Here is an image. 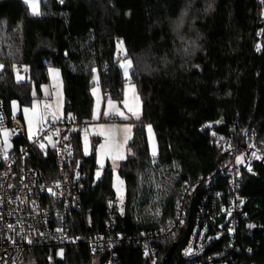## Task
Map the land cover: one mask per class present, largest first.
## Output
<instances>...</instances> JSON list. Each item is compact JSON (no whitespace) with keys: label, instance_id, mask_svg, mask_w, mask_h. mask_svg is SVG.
Masks as SVG:
<instances>
[{"label":"trees","instance_id":"1","mask_svg":"<svg viewBox=\"0 0 264 264\" xmlns=\"http://www.w3.org/2000/svg\"><path fill=\"white\" fill-rule=\"evenodd\" d=\"M39 3L42 15L34 16L22 0H0V98L7 108L13 101L19 105L23 121L22 109L41 99L48 69L59 70L63 114L79 125L73 147L86 180L82 210L71 218L73 235L88 238L103 232L106 204L115 196L110 168L95 180V156L82 151V127L93 116L94 75L109 99L121 101L129 83L141 100L140 117L126 147L129 155L117 170L125 213L116 227L129 239L168 227L182 183L205 177L225 163L223 151L210 143L211 131L242 136L249 128L264 148V0ZM182 12L187 14L177 28ZM125 60L132 61L127 79L120 67ZM14 64L29 68L19 83ZM149 126L155 155L149 149ZM47 156L34 150L29 164L47 174L54 169L53 154ZM257 169L256 177L244 175L240 182L246 204L236 233L238 250L228 251L226 264H264V164ZM201 196L198 190L189 197L183 223L155 245L159 264L188 263L181 250ZM249 225L253 227L246 230ZM226 243L224 237L214 241L204 256ZM133 244L118 247L119 264L143 263L141 247ZM99 259L80 243L64 248L59 258L53 248L30 251L24 264H98Z\"/></svg>","mask_w":264,"mask_h":264},{"label":"built area","instance_id":"2","mask_svg":"<svg viewBox=\"0 0 264 264\" xmlns=\"http://www.w3.org/2000/svg\"><path fill=\"white\" fill-rule=\"evenodd\" d=\"M117 56L119 61L124 60L121 51ZM16 67L19 75L29 72L28 67L27 72L20 64ZM50 91L54 94L57 89L52 87ZM104 95L106 99L110 97L108 93ZM20 115L19 105L14 112L12 104L7 108L0 98V264H24L30 251L53 248L57 255L80 243L100 258L99 264H119L117 249L130 242L141 247L142 264H159L155 245L170 238L174 228L183 223L186 203L198 190L202 196L181 257L188 261L186 264H226L228 251L238 250L236 233L246 204L240 182L244 175H258L257 166L264 156V148L253 131L242 136L210 132V143L223 151L226 161L207 176L182 183L174 221L164 230L129 239L116 227L124 217V198L113 196L106 204L104 231L87 238L73 235L70 230L72 216L82 210V193L86 189L85 175L73 147L77 121L65 115L53 119L46 110L30 139ZM3 131L8 133L7 147ZM34 150H42L46 157L53 154L52 171L44 174L29 164ZM253 152L260 158L253 157ZM221 237L227 239L221 250L204 256L210 244ZM187 249H191L190 255H185Z\"/></svg>","mask_w":264,"mask_h":264},{"label":"rangeland","instance_id":"3","mask_svg":"<svg viewBox=\"0 0 264 264\" xmlns=\"http://www.w3.org/2000/svg\"><path fill=\"white\" fill-rule=\"evenodd\" d=\"M22 1L25 3V0ZM36 3L39 7L40 4L39 0H36ZM122 70L124 75V69ZM47 73H48V81L40 88L41 99L35 100L30 107H24L22 109V119L28 137H29L28 120L25 117L24 109L27 108L29 110V116H31L32 114L34 105H35V111L39 116H43L46 110L49 111L51 114H55L56 117H60L64 115L63 114L64 96H63V87H62L60 72L58 69L50 68L48 69ZM132 86L134 85L129 83H127L124 86L121 101H117L109 98L106 99L105 95L101 92L99 86L97 85V81L95 79L91 93L94 101L93 113L95 111L96 116L95 118L92 116L91 122L82 130V134H81V145H82L83 154L85 156L94 154L95 156L96 169L94 171V179L98 180L102 176L105 168L108 166L111 171L112 189L114 191L115 197L118 198H124V185L117 173V170L119 164L129 155V152L127 151L126 147L130 142V140L132 139L135 121L140 117V111H141V100L139 98L135 86H134V91L129 90L127 92V97L125 96L126 88L131 89ZM52 87H55L57 89V92L54 94L50 92V89ZM93 90H95V95L93 94ZM137 97L139 98L138 110H137ZM109 100H111L112 103L115 105V110L109 109L108 106ZM126 100L127 103H125ZM106 112L108 113L107 115H105ZM36 128H37V123H34L32 129V137L35 134ZM126 128L130 130L127 133L125 132ZM146 132H147L150 153L153 155V151H155L156 154V145L151 128L149 130V127H146ZM126 136L128 137V139L125 142ZM85 140H87V154H85ZM110 142L121 145L120 153L123 155L124 157L123 159H113L112 154L107 150V146L109 145ZM102 145L105 147L102 148L101 147ZM98 158H99V163L97 162ZM98 171L100 173L99 178L97 177Z\"/></svg>","mask_w":264,"mask_h":264},{"label":"snow or ice","instance_id":"4","mask_svg":"<svg viewBox=\"0 0 264 264\" xmlns=\"http://www.w3.org/2000/svg\"><path fill=\"white\" fill-rule=\"evenodd\" d=\"M61 2H63V0H61ZM25 3L26 4H28L29 5V7H30V9H31V14L32 15H34V16H39V15H42V13L39 11V7H38V5H37V3H36V0H25ZM186 12H182L181 13V16L177 19V21H176V27L177 28H179L182 24H183V21H184V17L186 16ZM117 47H118V49H122V47H123V42L122 41H118V44H117ZM3 65L2 64H0V70H2L3 69ZM120 67L122 68V69H124V76H125V78L127 79V77H128V70L132 67V61H130V60H125L123 63H121V65H120ZM24 71L25 72H27L28 71V69H27V67L25 66V68H24ZM92 71H93V73L95 74V72H96V69L95 68H93L92 69ZM13 72L14 73H16V80H17V82L19 83L21 80H23L24 79V77H22V76H20L19 75V71H18V69H17V67H16V65L14 64L13 65ZM93 79L95 80L96 79V77H95V75L93 76ZM129 90H132V91H134V86H132V88L131 89H128V88H126V90H125V96L127 97V92L129 91ZM93 94L95 95V90H93ZM138 97H137V110H138V108H139V102H138ZM125 103H127V100L125 101ZM12 106H13V111L15 112V109H16V102L15 101H13L12 102ZM109 109H111V110H115V105L112 103V101L111 100H109ZM47 107V106H46ZM24 112H25V117H26V119L28 120V128H29V138L31 139L32 138V129H33V124L34 123H38L40 120H42V119H44V117L43 116H39V115H37V113H36V111H35V105H34V107H33V110H32V114H31V116H29V110L26 108V109H24ZM108 113L106 112L105 113V115H107ZM95 116H96V113H95V111H94V113H93V117L95 118ZM57 117H56V115L55 114H53V119H56ZM149 130H150V126H149ZM128 131H130L129 129H125V132L127 133ZM2 135L4 136V145H5V147H7L8 146V133H7V131H3L2 132ZM127 139H128V137L126 136L125 137V142L127 141ZM40 147H41V149H43V147H44V145L43 144H41L40 145ZM102 148L103 147H105V146H101ZM120 147H121V145H119V144H114V143H109V145L107 146V150H108V152H110L111 154H112V156H113V159H123L124 157H123V155L120 153ZM85 154H87V140H85ZM153 155H155V151H153ZM252 155H253V157H256L257 159H259L260 157H258L257 156V154L255 153V152H253L252 153ZM98 156H99V154H98ZM237 160H238V162L239 161H241V157H237ZM98 163H99V158H98V161H97ZM249 171H251V168L249 167ZM99 176H100V173H99V171L97 172V177L99 178ZM51 191V190H50ZM9 227H11V225L9 226ZM249 227H253L252 225H249ZM231 231V230H230ZM29 243H31V241H29ZM249 251H251V250H249ZM191 254V249H187L186 251H185V255H190ZM57 255H59V256H63V250H60L58 253H57ZM145 255L147 256L148 255V252L147 251H145ZM154 264H155V262H154Z\"/></svg>","mask_w":264,"mask_h":264},{"label":"water","instance_id":"5","mask_svg":"<svg viewBox=\"0 0 264 264\" xmlns=\"http://www.w3.org/2000/svg\"><path fill=\"white\" fill-rule=\"evenodd\" d=\"M248 130H249V128H247L245 131H244V135H246L247 134V132H248ZM260 164L261 165H263L264 164V159H261V161H260ZM229 219V217L227 218V220ZM227 220L225 221V222H227Z\"/></svg>","mask_w":264,"mask_h":264}]
</instances>
